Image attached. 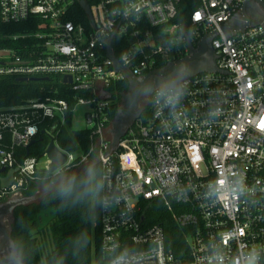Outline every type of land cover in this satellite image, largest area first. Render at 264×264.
<instances>
[{
	"label": "built area",
	"instance_id": "built-area-1",
	"mask_svg": "<svg viewBox=\"0 0 264 264\" xmlns=\"http://www.w3.org/2000/svg\"><path fill=\"white\" fill-rule=\"evenodd\" d=\"M185 1L192 8L181 18ZM249 1L0 0L4 24L42 21L39 31L8 36L26 43L0 50V78L60 76L64 83L68 76L64 84L74 94L73 104L47 98L0 108V196L21 197L42 172L59 177L91 162L100 167L111 203L98 212L106 264L122 252L131 264H216L217 255L224 264H240L249 247L261 249L264 25L242 30L246 23L238 17ZM204 43L214 51L216 71L185 77L175 109L152 97L151 117L138 118L114 144L109 89L131 77L144 82L184 59L195 62L205 56ZM79 106L89 108L87 153L57 142L63 128L73 129ZM44 126L67 157L54 173L46 151L42 158L17 156ZM9 172L12 182L5 187ZM150 203H160L184 229L188 248L181 259L168 247L164 227L149 224ZM261 256L264 264V249Z\"/></svg>",
	"mask_w": 264,
	"mask_h": 264
},
{
	"label": "trees",
	"instance_id": "trees-1",
	"mask_svg": "<svg viewBox=\"0 0 264 264\" xmlns=\"http://www.w3.org/2000/svg\"><path fill=\"white\" fill-rule=\"evenodd\" d=\"M191 8L192 5L185 1L183 10L180 11V17H187ZM41 22L40 19L33 18L17 24H4L0 17V50L20 49L26 42L21 39H10L8 36L39 31ZM30 41L31 43L34 42L32 39ZM20 79L18 76L0 78V108L20 105L29 100L45 101L47 98L66 99L73 104L74 94L62 82L60 76H50L48 80H38V77H30L27 81H21ZM128 90L129 83L127 82L109 89V93L113 98L110 110L112 120L119 114L122 93H127ZM82 94L84 93H80V95ZM150 117L151 105L143 111L140 119L146 121ZM44 129H46L45 126L41 129L36 143L30 148L29 153L25 149L16 150L20 161L28 156L43 157L50 143L49 137L42 134ZM89 137L90 133L88 131H75L71 128V125H68L58 134L57 142L66 151L87 153L90 147ZM93 167L101 175L99 165ZM78 168L80 167L76 169ZM82 175L83 173H79L76 176L79 179ZM59 177H53L46 171L42 172L40 179L22 195L26 198L38 195L40 199L29 205H21L15 210L13 235L18 236L27 248L28 257L25 264H106V258L101 249V232L98 222L99 205L74 204L71 202L62 205L59 200L53 199L49 187L54 185ZM42 187H47V190H41ZM49 208L56 209L57 218L49 226L51 247L44 251L36 238L42 232L38 230L37 216L42 210ZM148 216L150 225L161 224L164 227L168 247L175 252L178 259H181L182 251H187L188 248L184 229L178 228L172 222L167 213L162 210L160 203H150ZM78 232L88 234L89 246L81 251L78 256H74L70 238Z\"/></svg>",
	"mask_w": 264,
	"mask_h": 264
},
{
	"label": "clouds",
	"instance_id": "clouds-1",
	"mask_svg": "<svg viewBox=\"0 0 264 264\" xmlns=\"http://www.w3.org/2000/svg\"><path fill=\"white\" fill-rule=\"evenodd\" d=\"M121 55L123 56V53ZM191 71L188 65H181L176 72V79L159 83V86L146 84L139 89L138 95H151L157 103L175 109L184 93V78L190 75ZM103 190V180L93 166L87 167L79 179L75 174L59 177L57 183L50 189L52 198L59 200L62 205L69 202L74 204L86 203L99 205L101 209L107 211L111 207V203L104 196ZM229 191L235 193L240 189L232 187ZM70 243L73 255L78 256L81 251L89 246L88 234L78 232L70 238ZM261 249H264V246H261ZM261 249L249 247L242 256L240 264H261ZM27 257V248L21 239L16 235H9L6 229L0 230V264H25ZM114 264H131V261L122 252L115 257ZM216 264H224L222 255L216 256Z\"/></svg>",
	"mask_w": 264,
	"mask_h": 264
},
{
	"label": "flooded vegetation",
	"instance_id": "flooded-vegetation-1",
	"mask_svg": "<svg viewBox=\"0 0 264 264\" xmlns=\"http://www.w3.org/2000/svg\"><path fill=\"white\" fill-rule=\"evenodd\" d=\"M244 9L247 13L248 23L250 25L261 24L264 21V6L259 2L255 1L247 3L244 5ZM241 17L242 16L238 17L240 22ZM213 54L214 51L210 48L209 43H207L204 57L198 58L195 62H183L179 66L188 65L193 71L195 67L213 65ZM177 70L178 67L173 70H166L164 74H150L146 77L144 82H141L138 78L131 77L129 90L127 95H125L127 97L124 100L123 98L121 99L122 103L120 105L119 114L116 117V121H114L111 126L115 131L111 134L113 138L120 136L128 127L132 126L135 123L136 118L140 117L143 111L151 105L153 96L138 95L139 89L146 84L159 86V83H166L169 79H176ZM133 101L135 102L133 103ZM39 199L40 197L38 195L31 198L23 196L7 198L0 196V230L6 229L9 235H13V225L15 222L14 213L16 208L21 205H29L28 203L33 200L37 202Z\"/></svg>",
	"mask_w": 264,
	"mask_h": 264
},
{
	"label": "water",
	"instance_id": "water-1",
	"mask_svg": "<svg viewBox=\"0 0 264 264\" xmlns=\"http://www.w3.org/2000/svg\"><path fill=\"white\" fill-rule=\"evenodd\" d=\"M259 2L260 4H262L264 6V2L261 0H251L247 3H251V2ZM247 3H245L244 5H246ZM244 5L241 9L240 15L243 17V21H245V26L242 27V30L245 29L247 26H249L250 24L248 23V17H247V13L244 9ZM264 25V21L261 23ZM206 48V43H204L203 45V50H205ZM191 59H184L183 62H190ZM181 64V63H180ZM216 71V67L214 65H210V66H205V67H195V69L191 72L190 76H194L197 73H203V72H215ZM164 74L165 71H154L151 74ZM49 78H38V80H48ZM21 81H27L29 80V78H21ZM71 82L70 77L65 76L64 77V83H68ZM127 96H123V100L126 98ZM140 118L137 117L136 120ZM127 130V129H126ZM125 130V131H126ZM125 131L118 137L114 138V144L118 142V140L120 139V137L125 133ZM111 132H115L113 129ZM42 134H45V132H42ZM36 143V140L32 141V143L30 144L29 147L26 148L27 152L29 153V150L31 148L32 145H34ZM46 155L48 156V158L51 160V166L49 169L50 173H54L57 169H59L60 167H62L67 160V157L65 154L61 153L58 148L55 146V143L53 141V139L50 140V144L46 150ZM5 170H0V173L4 172ZM57 218V211L54 208H49L46 210H42L38 216V222L39 224V231L44 230L46 227L49 226L50 223H52L55 219Z\"/></svg>",
	"mask_w": 264,
	"mask_h": 264
},
{
	"label": "rangeland",
	"instance_id": "rangeland-1",
	"mask_svg": "<svg viewBox=\"0 0 264 264\" xmlns=\"http://www.w3.org/2000/svg\"><path fill=\"white\" fill-rule=\"evenodd\" d=\"M121 103L122 102H120V105H121ZM87 111H89V108L86 106H79L76 109V112L74 115L75 120H74V125H73V129L75 131L86 130L87 124L85 122V114L87 113ZM91 165H92L91 162L84 164V165L80 166V168H78V169L74 170L73 172L68 173L66 175H72V174L78 175L79 173H84L85 169ZM11 182H12V172H9L5 177L2 178V185L6 187V186H9L11 184ZM52 188H53V185L51 187H49V189H52ZM44 189L46 191L47 187H42L41 190H44ZM32 202H35V200L30 201L28 204H30ZM25 204H27V203H25ZM36 238L38 239V242L40 243V245L44 251L51 247V234L49 231V227H46L44 230H42V232L39 235H37Z\"/></svg>",
	"mask_w": 264,
	"mask_h": 264
},
{
	"label": "crops",
	"instance_id": "crops-1",
	"mask_svg": "<svg viewBox=\"0 0 264 264\" xmlns=\"http://www.w3.org/2000/svg\"><path fill=\"white\" fill-rule=\"evenodd\" d=\"M92 166V165H91Z\"/></svg>",
	"mask_w": 264,
	"mask_h": 264
}]
</instances>
